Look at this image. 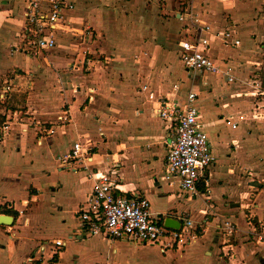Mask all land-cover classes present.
<instances>
[{"label": "crops", "instance_id": "obj_1", "mask_svg": "<svg viewBox=\"0 0 264 264\" xmlns=\"http://www.w3.org/2000/svg\"><path fill=\"white\" fill-rule=\"evenodd\" d=\"M65 1L72 7L54 32L55 46L34 55L19 46L27 0H0V91L5 81L12 85L8 98L0 101V113L8 124L0 137V207L17 212H0L6 216L0 224V264H235L237 260L261 264L264 245L253 257L244 249L246 243H254L243 209L247 190L240 187V178L223 175L217 162L221 155L236 159L238 141L248 140L252 147L255 139H250L264 131L263 121L252 122L253 97L247 94L256 89L264 93V0H207L206 8L200 4L196 8L195 0L192 5L166 0L159 11L155 0ZM189 11L198 13L214 31H236L239 46L214 40L210 48L218 65L231 68L233 82L186 71L178 55L184 31L176 41L177 55L156 41L167 24L185 20ZM202 86L211 89L202 91ZM188 89L197 91L198 118L208 138L212 133L209 142L215 157L196 196L182 191L176 179L165 177V140L173 124L155 113L159 98L175 97L182 107ZM198 90L209 103L198 102ZM149 92L155 98L149 99ZM245 118L250 122L242 121ZM226 119L237 121L235 128L228 126L233 130L242 125L229 140L218 132ZM77 141L90 148L93 158L88 169L82 162L74 163L75 169L65 168L59 159ZM9 153L17 154L14 157L23 166L18 171L26 175L20 202L6 170ZM46 153L51 160H44ZM260 155L264 169V153ZM112 169L122 193L145 195L153 215L183 212L200 224L195 241L161 252L155 245L83 232L77 211L93 189L89 173ZM233 172L232 167L227 169L229 176ZM261 194L264 185L254 198L257 218L264 221L257 211ZM37 210L42 212L35 214ZM226 220L236 225L232 235L217 228ZM55 221L60 222L57 236L41 234ZM56 239L64 241L63 247L54 245Z\"/></svg>", "mask_w": 264, "mask_h": 264}, {"label": "built area", "instance_id": "obj_2", "mask_svg": "<svg viewBox=\"0 0 264 264\" xmlns=\"http://www.w3.org/2000/svg\"><path fill=\"white\" fill-rule=\"evenodd\" d=\"M71 7L72 4L65 0H27L24 14L25 49L34 55L52 49L56 43L54 32L61 23L65 10ZM188 16L193 31L186 35L188 38L181 39L178 49L179 59L186 71L193 75L200 72L211 73L233 82L231 68L218 65L210 53V48L214 40L224 45L238 46L240 39L230 28L214 31L196 12L189 11ZM146 88L144 85L143 89ZM173 89L177 91L178 85H174ZM247 94L253 97L251 111L254 119L264 120V93L256 89ZM148 98L153 99L155 96L149 92ZM196 98L197 91L188 89L182 107L175 97L155 100L156 115L173 124L171 134L165 140V177L176 179L180 189L192 196L199 193L198 186L204 178V172L214 162L208 135L198 118ZM242 118L239 116L240 120ZM58 119L66 120V116H59ZM225 121L231 128L237 126V121ZM92 158L90 148L83 146L79 141L73 143L68 153L59 157L65 168L73 169L76 162H82V166L88 169ZM89 178L94 180L92 192L77 211L80 228L86 234H103L110 239L126 238L132 242L155 245L161 252L183 249L195 241L200 224L182 212L171 216L180 222L178 229L164 226V218L170 216L153 215L149 200L141 193L123 194L116 170L98 173L91 171ZM251 202L249 198L245 206V218L251 227L250 234L254 244L264 245V221L258 220V227L253 224L255 216L249 209V206L253 205ZM202 221H206L205 216ZM217 228L226 235H232L236 225L226 220ZM53 243L58 247L65 244L62 239H56ZM32 260L29 258V261Z\"/></svg>", "mask_w": 264, "mask_h": 264}, {"label": "rangeland", "instance_id": "obj_3", "mask_svg": "<svg viewBox=\"0 0 264 264\" xmlns=\"http://www.w3.org/2000/svg\"><path fill=\"white\" fill-rule=\"evenodd\" d=\"M179 1L180 2L184 1L185 3H188L189 5H192V2H194V0H179ZM155 2L157 4L158 11L160 8L164 7V4H166V0H155ZM206 2H207V0H195L194 5L196 7L197 5L200 4L201 7L206 8V5L204 6V3H206ZM257 9L258 8L255 7V10H257ZM181 12H183V9L181 10ZM187 18L189 19L188 16H184L183 19H185V20H180L178 18V20H175L174 23L167 24V26L162 30V32H159L160 34L156 35V39H157L156 41L158 43H162L166 47H170L171 50H173V52H175V54L177 55L176 41H177L178 37L181 35V33L183 31L184 32H183L182 38L185 35H188L191 31H193V28L191 27V25H189V23H185V22H187L186 21ZM186 38H188V37H186ZM19 46H20V49L25 48L24 35L22 36L21 45H19ZM14 48H16V47H14ZM46 51H48V50H46ZM25 52L27 53L26 49H25ZM185 76H186V74H185ZM174 85H178V83L174 84ZM178 88H179V85H178ZM11 89H12V85L10 83H8L7 81H5L2 84V89L0 91V101H3L4 99L6 100L8 98V94L10 93ZM206 89L210 90L211 87L202 86L200 88V90H202V91H204V90L206 91ZM195 90H197V87L195 88ZM199 93H201V94L199 96L198 102L201 105H205L206 103H209L210 100L204 98L203 92L198 90V94ZM13 96L14 95H12V97ZM242 98L245 99V97H242ZM14 99H15V97H14ZM15 100H17V99H15ZM13 104H15V103H13ZM0 105H1V103H0ZM15 108L20 109V107H17V106H14V109ZM0 115H2V114L0 113ZM245 119H247V120H242V121L250 122V119L249 120H248V118H245ZM262 121L264 122V120L256 119V120H253L252 122L253 123H255V122L259 123ZM5 126H6L5 123L0 124V137L2 136L3 132L7 129V128L6 129L4 128ZM228 126L229 125H226V123L222 122L218 126V129H219L218 132L220 133V135L225 136L229 140V138H232L234 136V134H236L239 131V128H241L242 125L235 130L231 129ZM209 134H210L209 139H212V137H213L212 133H209ZM252 138L253 139H250V141L255 139V141H253L252 147H250L251 144L248 143V140H245L244 142L238 141V143L241 147V149L238 150V151H240L239 156H237L236 159H231L227 155H221V158L217 162V166H219L221 168L220 170L223 173V175H226L230 179L231 178H233V179L234 178L235 179L240 178L239 181L241 184H239V183L238 184L240 185V187L242 189L247 190V193L245 194L244 198L242 199L243 203L247 204L249 202V198H251V201H252L251 204L256 205V203L254 201L255 194L257 193L258 189L264 185V181L261 180V178H263V176H264L263 175L264 169H262V167L260 165V164H262V156L260 154L264 153V131H262L261 133L254 134ZM234 145L237 146L236 144H234ZM0 147H1V144H0ZM251 148H253V149H251ZM8 155H9V159H8V163L6 165H9V169H6V170L10 171V174H12V178L9 179V183H11L14 186L13 191L16 194V196H18V201L20 202L21 201V199H20L21 195L24 191L23 185L25 184L26 175H25V173L20 174L19 172H22V171H18V168H23V166L21 164V160L17 161L15 159L14 155H17V154L16 153H9ZM43 158L46 161L51 160V156L48 153H46L43 156ZM214 162H215V157H214ZM254 162H255V164H253ZM263 163H264V156H263ZM246 164H250V166H245ZM251 164H253V165H251ZM0 167H1V162H0ZM229 167L233 168L234 172H233L232 176H229V174L227 173V169ZM15 172L19 173L18 177L13 176V174ZM7 181H8V179H7ZM245 181H247V185H251V186L245 185L244 184ZM202 192H205V190L203 189ZM261 195L262 196L260 197V199L262 201V205H261V208L257 209L258 215H259L258 217L264 216L263 215L264 214V194H261ZM253 205L249 206V209L251 210V213L254 214V216H255V218L253 219V224L256 227H258L257 221L259 219L257 218L256 212H255L256 207H254ZM243 209H244V212L246 214L247 209L246 208H243ZM37 211L38 212H36L35 214L42 212V210H37ZM19 224H23V222H20ZM39 227L41 228L43 226L40 225ZM59 228H60V222L59 221L58 222H56V221L55 222H49L48 224H46V228L43 227L41 234L44 235L46 233L50 237H55L59 234ZM252 240H253V238H252ZM137 243H140V242H137ZM261 246H263V245H255L254 243L252 244L251 242H248V243H246V246L244 247V249L246 248V250L248 252H250L251 257H253L256 255H259V251L261 249ZM251 249H252V253H251ZM156 251H158V250L156 249ZM240 260H243V258L240 257ZM256 261H259V258H256ZM87 264H89V263H87ZM235 264H242V262L240 263L239 260H237V262H235Z\"/></svg>", "mask_w": 264, "mask_h": 264}, {"label": "water", "instance_id": "obj_4", "mask_svg": "<svg viewBox=\"0 0 264 264\" xmlns=\"http://www.w3.org/2000/svg\"><path fill=\"white\" fill-rule=\"evenodd\" d=\"M5 218H6L5 215H0V224H2L4 222ZM163 224H164V226H166L168 228L178 229L180 227V222L174 218H171V217H165L163 220ZM261 264H264V259L261 260Z\"/></svg>", "mask_w": 264, "mask_h": 264}, {"label": "trees", "instance_id": "obj_5", "mask_svg": "<svg viewBox=\"0 0 264 264\" xmlns=\"http://www.w3.org/2000/svg\"><path fill=\"white\" fill-rule=\"evenodd\" d=\"M5 122V116L4 115H0V124H3ZM200 186V184H199ZM198 186V188H199ZM0 212L2 213H7V214H12V215H17V212L15 210H11V209H6L3 207H0Z\"/></svg>", "mask_w": 264, "mask_h": 264}]
</instances>
